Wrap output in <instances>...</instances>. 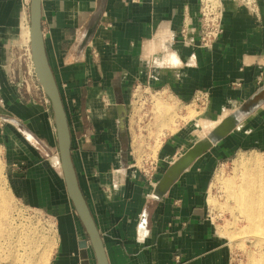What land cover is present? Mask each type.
Instances as JSON below:
<instances>
[{
    "label": "crops",
    "instance_id": "1",
    "mask_svg": "<svg viewBox=\"0 0 264 264\" xmlns=\"http://www.w3.org/2000/svg\"><path fill=\"white\" fill-rule=\"evenodd\" d=\"M26 1L0 0V136L8 176L20 199L55 216L48 264H97L64 176L41 151L42 142L58 148L53 112L11 84L14 45L30 16ZM222 1L224 31L206 48L199 39L201 0H42L45 44L71 126L74 165L110 264H233V250L211 218L209 190L231 156L264 151V98L165 194L154 192L167 168L206 135L201 121L217 124L249 98L264 97V0L258 14ZM201 93L208 95L199 103ZM148 99L151 107L155 100L197 107L196 116L179 120L150 157L155 184L137 167L128 125L129 114ZM16 161L26 166L12 172Z\"/></svg>",
    "mask_w": 264,
    "mask_h": 264
},
{
    "label": "rangeland",
    "instance_id": "2",
    "mask_svg": "<svg viewBox=\"0 0 264 264\" xmlns=\"http://www.w3.org/2000/svg\"><path fill=\"white\" fill-rule=\"evenodd\" d=\"M21 32L20 42L14 45L15 58L10 70L11 84L18 87L20 94L24 98H28L33 103H46L51 108V102L44 93L36 77L34 61L32 62V66L28 57V51L23 44V41L27 40L26 37L23 36V28H21ZM138 93L139 95L142 94V92ZM139 103L140 104L135 108L136 114H129L128 125L130 128V138L132 140L130 147L134 154L135 162H137L138 168L143 169V167L147 165L145 164L146 158H156L161 139L167 132L177 130L178 126L172 129L174 121L170 114L172 109H167L165 111L158 109L156 100L152 107V102L149 99L146 101L142 100V102ZM165 104L179 111V114L184 117V119H179L181 121H187L196 116V103L193 105L180 104L174 100L167 101ZM150 107L153 111V116L151 124L147 125V121L149 120L144 119V114L145 110L148 111ZM3 125L4 122L0 121V133ZM215 125L216 124L212 122L207 124L205 121H201L198 128L200 133L206 132L207 135ZM1 139L0 136V202L7 203L11 214L23 220L22 227L26 225L33 226L37 235L52 237L53 242L50 237L47 238V251H49L48 261H50L54 247L53 244L55 242V216L47 210L29 206L24 200L20 199L21 196L18 197V192L10 183L11 177L8 176L9 171L5 159L6 151ZM41 151L51 162L57 163L59 170L63 174L59 147H52L42 142ZM253 155L259 158L264 169V151L238 152L220 165L219 170L214 175L212 186L209 190L208 198L211 218L217 225L220 234L225 236L233 250V264H258V261L264 257V208L259 210L260 218L258 220L249 221L246 214L241 211L240 204L234 194V192L242 187L248 180V173L246 171L247 160ZM150 162L151 160H149L148 163ZM25 166L26 164L24 161H16L12 163L11 171H19ZM218 173L223 177L222 182L216 179ZM211 200H214V203H212ZM9 226L10 225H4L1 229L0 264H15V256L17 257L16 264H34L31 260L24 262L20 256L15 254L17 251H15L14 246H12V242L16 240V233L13 229L14 225ZM253 226L254 228L257 227L256 231L252 230ZM28 232L30 231L24 232L23 235ZM250 233L256 234L259 238H257V240L252 239L249 237ZM233 236L235 241L232 242L231 237ZM24 241L26 242V240ZM21 248H23V246ZM36 259H38V257L35 258V262L37 261Z\"/></svg>",
    "mask_w": 264,
    "mask_h": 264
},
{
    "label": "water",
    "instance_id": "3",
    "mask_svg": "<svg viewBox=\"0 0 264 264\" xmlns=\"http://www.w3.org/2000/svg\"><path fill=\"white\" fill-rule=\"evenodd\" d=\"M30 19L34 70L38 82L51 102L67 192L89 235L97 264H110L102 234L81 189L74 165L71 126L61 91L49 62L45 44L42 26V0H31ZM263 98L262 93H259L221 118L204 138L194 143L167 168L155 187V195L161 196L165 194L182 172L189 168L197 158L225 139L245 118L255 113L261 107Z\"/></svg>",
    "mask_w": 264,
    "mask_h": 264
},
{
    "label": "bare ground",
    "instance_id": "4",
    "mask_svg": "<svg viewBox=\"0 0 264 264\" xmlns=\"http://www.w3.org/2000/svg\"><path fill=\"white\" fill-rule=\"evenodd\" d=\"M25 33L29 38H31L30 29L25 30ZM157 108L161 109L162 111L172 109L170 111L172 119H174L172 129H175L178 126L180 118L184 119V117L179 114V111L176 108L168 107L159 100H157ZM246 171L248 173L247 182L242 187L238 188L234 194L238 203L240 204V208L242 209L241 211L246 214L249 221H253L260 218L259 210L264 208V169L257 156L253 155L248 158ZM216 179L217 181L222 182L223 177L218 173L216 175ZM211 202L214 203V200H211ZM13 215L14 214H11V211L9 210L8 204L0 202V234L4 225H14L13 229L16 233V240L12 242V246H14L15 251H17L15 254L20 256L24 262L31 260L34 264H48L49 251H47V238L50 236L45 237V235H37L33 226L26 225L22 227L21 225L23 220L19 219L18 217H14ZM256 229L257 227L254 228L253 226L252 230L256 231ZM26 231L30 232L23 235V233ZM249 237L254 240L259 238V236L254 233H250ZM50 239L53 242L52 237H50ZM24 240H26L27 244ZM231 240L232 242L235 241L234 236L231 237ZM53 245H55V242ZM22 246L23 248H21ZM36 257H38V259H36L37 261L35 262ZM16 262L17 257L15 256L14 263L16 264ZM258 262V264H264V257Z\"/></svg>",
    "mask_w": 264,
    "mask_h": 264
},
{
    "label": "built area",
    "instance_id": "5",
    "mask_svg": "<svg viewBox=\"0 0 264 264\" xmlns=\"http://www.w3.org/2000/svg\"><path fill=\"white\" fill-rule=\"evenodd\" d=\"M237 4H239L242 7H245L250 13L252 14H258L260 11V5L259 0H235ZM27 7L29 9L31 2L30 0H27ZM223 18H224V4L222 0H201L200 3V25H199V39L200 43L203 47L206 48H212L215 42L219 39L220 35L224 31L223 27ZM23 36L26 37V41H23V44L26 47V50L28 51V57L30 59V62L33 66V58L31 53V38L27 36L25 33V30H31V23H30V16L28 19L25 20L23 26ZM22 44V43H21ZM207 93H201L197 100L199 103L205 101L207 99ZM86 119H88V114L84 113ZM146 163L143 167V172L145 176L147 177L148 181L152 184H155L154 182V167L155 165L150 162V157L146 158ZM146 219V216H145ZM140 233L144 234L145 232L140 231ZM139 235L140 237L144 235Z\"/></svg>",
    "mask_w": 264,
    "mask_h": 264
}]
</instances>
